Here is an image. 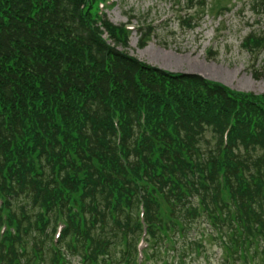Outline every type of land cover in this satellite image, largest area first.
<instances>
[{"label":"trees","instance_id":"16d2710c","mask_svg":"<svg viewBox=\"0 0 264 264\" xmlns=\"http://www.w3.org/2000/svg\"><path fill=\"white\" fill-rule=\"evenodd\" d=\"M128 36L99 0H0V264H264V93Z\"/></svg>","mask_w":264,"mask_h":264},{"label":"rangeland","instance_id":"374dc122","mask_svg":"<svg viewBox=\"0 0 264 264\" xmlns=\"http://www.w3.org/2000/svg\"><path fill=\"white\" fill-rule=\"evenodd\" d=\"M103 12L113 24L133 28L127 46L119 47L129 54L166 70L264 93V39L247 41L264 30L260 0H198L192 5L190 0H112ZM147 25L153 32L139 46V31ZM217 251L212 264L218 263Z\"/></svg>","mask_w":264,"mask_h":264}]
</instances>
